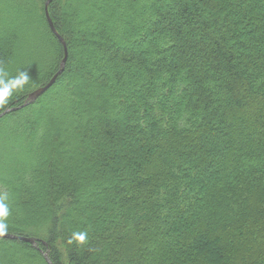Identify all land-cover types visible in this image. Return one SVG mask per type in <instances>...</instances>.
Instances as JSON below:
<instances>
[{
	"label": "trees",
	"instance_id": "1",
	"mask_svg": "<svg viewBox=\"0 0 264 264\" xmlns=\"http://www.w3.org/2000/svg\"><path fill=\"white\" fill-rule=\"evenodd\" d=\"M98 1L50 2L65 68L21 106L63 48L45 0H0V62L31 78L0 117V192L8 233L37 240L0 243L18 264H264V0ZM87 52L91 72L74 66ZM78 231L87 243L67 244Z\"/></svg>",
	"mask_w": 264,
	"mask_h": 264
},
{
	"label": "rangeland",
	"instance_id": "2",
	"mask_svg": "<svg viewBox=\"0 0 264 264\" xmlns=\"http://www.w3.org/2000/svg\"><path fill=\"white\" fill-rule=\"evenodd\" d=\"M222 1L224 2L225 0H222ZM146 2H147V0H138L136 5H135V7L138 9V8L142 7ZM98 3L100 4L101 1L99 0ZM119 3H120V0H114V2H113V9H114L115 14H118V9L120 8V6H119L120 4ZM221 4H222V2H221ZM229 4L231 6V3H229ZM78 11H80L78 8H74L72 13L75 14ZM92 12H93V18L92 19L88 18L86 20L87 27L90 26V25H93V23L96 24V22H95L96 18L99 17V12H97V11H92ZM89 21H91L92 24L91 23L89 24ZM105 22L110 23V20L106 19ZM94 59H95L94 54L89 53V52L84 53L74 62V66L75 67H79L80 65H81V67L85 66V69L90 71V69H91L90 68V62L92 64V61L94 62ZM95 62H96V64L101 65L100 62H98V61H95ZM84 79L86 80V82L91 83L92 88L94 89L93 91L97 92L99 94L98 88L96 86L101 84L102 80H100V79L96 80V78L93 77V74H90V73H89V75L87 74V76H85ZM64 84H65V80H63L60 83V89L58 91V93L60 95L63 94V99H61V101H57V100L53 101L52 103H50L48 105L49 106V111H50V113L52 115V118L54 119L53 123L56 126H58V129H59L60 132L65 130L67 124L72 123L71 122L72 115L68 111V108L70 107V103H69L70 99H69L68 93L66 92ZM74 84H75V86L77 88L78 87H80V88L84 87L83 86L84 84H83L82 80L76 79V80H74ZM54 96H55V94H53L51 97H54ZM82 106L84 108L86 107L88 109H91L92 112L94 111V115L95 116L92 118L93 120L95 119L97 114H99L101 112L99 109H95L94 107L93 108L90 107L89 104L86 105V103H85V101L83 99H82ZM104 115H106L109 118H112V117L116 116L115 112L113 110L109 109V108L107 109V111L105 112ZM57 161H58V159H57ZM55 165H56V167L58 169V167H59L58 166V162ZM100 195H102V194L101 193H97L95 200L100 198ZM19 256H20V249H17L16 247L13 248L10 245H5V244H1L0 243V260H1L2 257H4L7 260L8 264H18L19 263Z\"/></svg>",
	"mask_w": 264,
	"mask_h": 264
},
{
	"label": "clouds",
	"instance_id": "3",
	"mask_svg": "<svg viewBox=\"0 0 264 264\" xmlns=\"http://www.w3.org/2000/svg\"><path fill=\"white\" fill-rule=\"evenodd\" d=\"M30 76L27 69H17L16 74L9 73L7 66L0 62V111H7L8 105L13 98L20 92H23L25 87L30 83ZM11 210L9 205V194L0 192V236H3L9 231V218ZM87 231L73 232L67 239V244H76L83 246L87 243Z\"/></svg>",
	"mask_w": 264,
	"mask_h": 264
},
{
	"label": "water",
	"instance_id": "4",
	"mask_svg": "<svg viewBox=\"0 0 264 264\" xmlns=\"http://www.w3.org/2000/svg\"><path fill=\"white\" fill-rule=\"evenodd\" d=\"M52 0H45L44 2V15L48 24V27L50 28V30L55 34V36L58 38V41L60 42V44L62 45L63 48V56L62 59L60 60L58 69L56 70V72L51 76V78L43 85L37 87L36 89H34L33 91H31L30 93L27 94L25 100L23 101V103L21 104V106H25L27 104H30L32 102H34L40 95H42L47 89H49L56 81V79L59 77V75L64 71L65 68V63L67 60V48H66V44L64 42V39L56 32L53 23L50 19L49 13H48V5L50 4ZM17 108H8L7 111H3L0 113V117L2 115H4L5 113L14 110ZM0 238H9V239H18V240H22L24 242H28L32 245H35L37 240L35 238H31V237H19V236H15L12 234H5L3 236H0ZM42 256L44 258V260L46 261L47 264H52L48 254L46 252L42 251Z\"/></svg>",
	"mask_w": 264,
	"mask_h": 264
}]
</instances>
